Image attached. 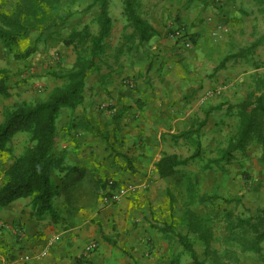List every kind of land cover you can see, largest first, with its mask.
<instances>
[{
    "label": "crops",
    "instance_id": "obj_1",
    "mask_svg": "<svg viewBox=\"0 0 264 264\" xmlns=\"http://www.w3.org/2000/svg\"><path fill=\"white\" fill-rule=\"evenodd\" d=\"M229 1H204L207 7L203 11L193 6L183 13L189 48L173 40L163 28L171 19L166 1L150 0L146 12L139 11L152 29L151 40L131 51L123 41L117 56L109 55L111 59L108 57L101 69L88 74L82 105L74 111H61L54 152L68 170L55 176L70 175L65 184L57 182L61 187L59 197L81 193L97 197L111 179L153 187L159 183L156 165L164 152L177 156L172 150L186 141L189 135H184L191 133L209 106L207 101L202 102L205 94L232 84L231 68L215 74L226 66L219 62L215 67L218 55L212 53L218 54L222 43L215 45L211 39L212 29L241 18L236 17V7ZM201 3L198 6L203 7ZM5 10L0 6V17L12 18ZM225 42L229 48L233 46L229 40ZM4 46L0 40V66L7 61ZM10 105L0 95V110ZM149 194H136L114 206L98 200L89 207L75 200L65 206L54 204L56 219L49 214L35 217L30 201L18 200L0 210V264H86L83 251L94 241L99 245L92 258L94 264H135V256L124 255L129 253L124 249L134 248L141 257L145 245L157 240L152 223L145 221L150 220L145 201ZM108 240L117 241L123 250L111 247Z\"/></svg>",
    "mask_w": 264,
    "mask_h": 264
},
{
    "label": "rangeland",
    "instance_id": "obj_2",
    "mask_svg": "<svg viewBox=\"0 0 264 264\" xmlns=\"http://www.w3.org/2000/svg\"><path fill=\"white\" fill-rule=\"evenodd\" d=\"M34 1L0 0L3 10L6 9L5 11H9L15 18L20 16L24 19L22 21L25 27L24 31L17 32L19 40L15 45L4 46L7 49V61L0 66V79H3L0 81V86L6 88L7 92L0 95H4L11 105L0 110V124L15 106L44 102L53 91L63 88L66 82L57 77L71 72L79 54L87 51L88 48L86 39L83 41L77 39L75 44H72L70 42L72 35L82 32L85 28H88L93 36L98 33V9L91 0H63L55 8L48 9L46 15H33L23 11L28 3ZM164 1L171 17L170 21H167L168 24L163 25L165 32L169 36L176 30H183L186 37L188 26L182 20L184 12L186 13L193 6L201 7L203 11V8L207 7L203 4H206L204 1H215L221 4V1L225 0ZM200 1L203 7L198 6ZM149 2L150 0H139L141 14L146 12L150 6ZM229 2L236 7V17L241 18H234L235 21L231 25L226 23L212 29L211 39L216 43L215 45L222 43L218 46L219 53L217 54L216 51L212 53H216L215 57L218 55L215 67L219 62L226 66L225 70L217 71L215 74L223 73L231 68L232 74L229 77L232 84L227 89H223L226 86L223 85L221 90L205 94L202 102L207 101L208 108L203 110L202 116L191 128V134L186 141L180 144L177 150H172L173 154L179 155L182 159L193 157L199 151L198 157L178 168V173L173 178H160L157 174L159 183L154 187L144 183H122L111 179L107 181L105 189L97 197L81 193L58 196L53 201L56 207L61 204L65 206V203L70 204L74 200L81 206L89 207L95 201L97 203V200L105 206H114L136 194L145 196L144 194L148 195L151 192L145 200L150 220L145 221L152 223L157 240L149 241L145 245V252L141 257L135 254L134 248L124 249L129 251L124 255L128 254L132 258L135 256V264H192L188 254L179 244L177 236L171 234V229L178 234L190 237L194 241L196 251L202 254L203 245L198 242L197 236L189 231L191 222L199 223L200 227H211L216 236L221 237L224 235L221 231L222 225L230 215V219L233 220L239 217H264L262 147L252 145L245 155L236 154L231 160L222 159L223 151L229 143L234 141L239 132V118L230 107L241 103L253 84L264 83V0H230ZM157 11L159 14L160 10ZM123 13L122 0H110L109 14L113 21V33L106 43L107 53L105 52L97 61V69L103 67L109 55L117 56L123 41L131 47L130 51L140 46ZM124 24L127 28H124ZM0 28L3 26L0 25ZM118 35L126 36L125 40L117 38ZM227 40L233 45L230 48L226 45ZM76 46H78L77 49ZM225 50H229V53ZM27 52H31V55L27 59H21L20 55ZM8 80L10 83L7 82ZM30 146L31 142L27 133L16 134L8 143L7 151L0 156V187L4 182V169ZM169 154L172 153L164 152V156ZM110 181L116 183L117 189L133 185L137 187V190L119 202H106L105 194ZM56 182H61L60 177H56ZM76 184L75 182L73 186ZM150 188H152L151 191ZM169 195H172L173 203ZM144 199L142 197L141 200ZM26 200L30 201V199ZM55 237L58 241L59 237ZM107 243L120 251L123 250L118 246L117 241L108 240ZM90 244H94L96 248L87 252L86 247ZM89 245L85 247L82 257L88 259L86 264H94L92 258L98 251L99 245L95 241ZM216 246L219 248L218 244ZM219 250L223 251V248ZM238 256L237 264H264L262 256L258 254L239 253Z\"/></svg>",
    "mask_w": 264,
    "mask_h": 264
},
{
    "label": "trees",
    "instance_id": "obj_3",
    "mask_svg": "<svg viewBox=\"0 0 264 264\" xmlns=\"http://www.w3.org/2000/svg\"><path fill=\"white\" fill-rule=\"evenodd\" d=\"M63 0H35L28 3L23 11L33 15H46L48 9L55 8ZM98 9V33L93 36L85 28L82 32L72 35L71 43L86 39L88 48L79 54L74 69L58 76L66 85L52 92L48 100L35 104L15 106L0 124V156L7 151L8 143L19 133L29 134L31 146L4 169V182L0 187V210L9 207L18 200L30 199V207L35 217L46 214L57 218L53 201L60 194V185L56 182V174H65L68 170L63 159L56 156L57 122L64 109L76 110L83 103L88 74L97 68V61L105 53L106 41L110 37L113 21L109 14L110 0H91ZM124 14L129 24L134 28L140 44L148 43L152 29L139 15V0H122ZM24 19L20 16H1L0 22L5 27L0 28V40L6 46L15 45L19 40L18 31L25 30ZM9 30H13L9 31ZM187 38V37H186ZM70 42L67 43L68 46ZM78 46H76V49ZM31 52L20 55L27 59ZM0 86V94H4ZM239 118V132L233 142L223 151L222 159L231 160L236 154L245 155L252 145L261 146L264 162V83L253 84L246 97L237 106L230 107ZM187 133L184 136H188ZM199 151L193 157L180 159L175 155H166L157 164L160 178H169L177 174L178 168L187 165L197 158ZM70 174L60 178L65 184ZM59 176V175H58ZM171 202L173 203L172 197ZM228 217L222 225L223 236L218 237L213 228L200 227L194 221L189 224V231L197 236L198 242L204 247L199 254L194 241L174 232L179 244L188 254L192 264H237L239 253L258 254L264 261V217L244 218L235 220ZM219 245L217 248L216 245ZM223 248V251L219 250Z\"/></svg>",
    "mask_w": 264,
    "mask_h": 264
},
{
    "label": "built area",
    "instance_id": "obj_4",
    "mask_svg": "<svg viewBox=\"0 0 264 264\" xmlns=\"http://www.w3.org/2000/svg\"><path fill=\"white\" fill-rule=\"evenodd\" d=\"M171 38L173 40L181 41V43L184 44L185 47L189 48L191 46V43L189 40L186 39L184 33L182 30H176L172 33ZM137 190V187H134L133 185H128L126 187L116 188V183L113 181H110L108 183V191L105 194L106 195V202L115 203L119 202L121 199H123L125 196L129 195L130 193H133ZM96 246L94 244H90L88 247H86V251L90 252L93 249H95Z\"/></svg>",
    "mask_w": 264,
    "mask_h": 264
}]
</instances>
